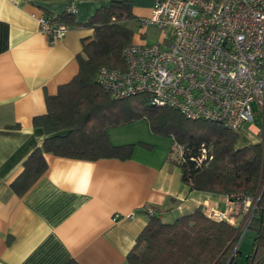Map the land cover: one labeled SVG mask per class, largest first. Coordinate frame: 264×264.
Instances as JSON below:
<instances>
[{
    "label": "crops",
    "instance_id": "0c3cea01",
    "mask_svg": "<svg viewBox=\"0 0 264 264\" xmlns=\"http://www.w3.org/2000/svg\"><path fill=\"white\" fill-rule=\"evenodd\" d=\"M154 1L131 0L134 15H148ZM108 3L0 0V264H66L71 259L125 264L148 220L147 207L166 222L199 206L204 212L227 210L237 227L244 220L239 203L228 205L226 195L190 190L169 154L139 145L124 159L45 153L47 168L36 181L20 196L10 189L23 161L46 136L33 117L46 112L45 95L55 94L77 73L76 57L93 37L86 21ZM71 5L77 24L50 42L37 16H57ZM257 129H240L238 144L257 142ZM244 131L254 138H245Z\"/></svg>",
    "mask_w": 264,
    "mask_h": 264
},
{
    "label": "trees",
    "instance_id": "16d2710c",
    "mask_svg": "<svg viewBox=\"0 0 264 264\" xmlns=\"http://www.w3.org/2000/svg\"><path fill=\"white\" fill-rule=\"evenodd\" d=\"M49 15V14H48ZM74 13L65 11L54 19L75 25ZM51 16V15H50ZM137 17L131 0H109L86 21L93 37L77 55L78 71L55 94L45 95L46 112L32 122L45 133L40 146L23 161L22 171L10 189L22 195L46 170L45 153L95 160L103 157L128 158L135 145L151 149L148 143L114 145L108 140L112 127L146 120L150 130L170 136L181 146L179 159L171 158L181 171V180L190 190L222 195L259 197L247 229L252 244L245 255L247 264H264V155L259 142L238 144L239 134L223 124L189 119L167 106L149 103L146 94L113 98L95 81L102 65L122 68V48L133 39L134 31L126 21ZM212 158L197 164L201 146ZM238 227L227 220L209 217L201 206L171 222L161 220L154 211L125 257V264H238L241 255L235 248ZM245 230V231H246ZM66 264H78L71 259Z\"/></svg>",
    "mask_w": 264,
    "mask_h": 264
},
{
    "label": "built area",
    "instance_id": "2783aa9c",
    "mask_svg": "<svg viewBox=\"0 0 264 264\" xmlns=\"http://www.w3.org/2000/svg\"><path fill=\"white\" fill-rule=\"evenodd\" d=\"M69 12H75L73 5ZM37 21L50 42L68 29L48 14L38 15ZM136 23L140 31L121 51L124 66L100 65L96 83L113 98L146 94L152 105L237 132L259 114L261 124L254 134L264 155V0H155L148 16L137 17ZM148 25L170 29V36L144 40L142 29ZM211 158L210 149L202 145L195 161ZM258 197V192L226 196L228 205L239 203L244 213L235 248ZM146 211L153 213L150 207ZM205 213L232 222L227 210L210 208Z\"/></svg>",
    "mask_w": 264,
    "mask_h": 264
},
{
    "label": "rangeland",
    "instance_id": "374dc122",
    "mask_svg": "<svg viewBox=\"0 0 264 264\" xmlns=\"http://www.w3.org/2000/svg\"><path fill=\"white\" fill-rule=\"evenodd\" d=\"M125 24L131 27L134 32L140 31L139 26L134 20L126 21ZM142 30L146 32V35H143L142 39L150 41V42L158 41L161 39L162 36H168V37L170 36V29L163 30V29L157 28L154 25H148L147 27H144ZM252 107H253V110L256 109V106L254 104H252ZM260 124H261V120L258 114L254 117L251 123L245 124L243 128L247 129L248 125H255L256 127H259ZM244 133L246 134L245 138H248V139L254 138V136L251 134H248L247 131H244ZM108 136L110 140L116 141V142L133 141L136 144H139V142L148 143L151 145V148L153 147V149H155L157 153H163L165 155L169 154L170 158H173V159H179L182 154L181 146H179L172 139V137L160 136V135L153 133L150 130L148 123L144 119H140L131 124L112 127L111 129L109 128ZM255 136L257 137V135ZM238 207H239L240 212L244 214L243 208L241 207V205H238ZM251 235H252V232L250 230H246L243 233V235H241L240 237L238 247L241 248L242 254L238 258V264H247L246 259H245V253L251 248V244H252Z\"/></svg>",
    "mask_w": 264,
    "mask_h": 264
}]
</instances>
